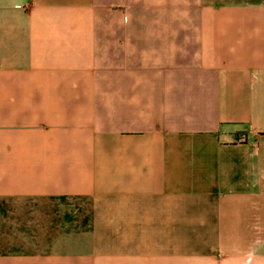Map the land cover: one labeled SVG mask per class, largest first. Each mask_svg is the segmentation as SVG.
Segmentation results:
<instances>
[{
    "label": "crops",
    "instance_id": "obj_1",
    "mask_svg": "<svg viewBox=\"0 0 264 264\" xmlns=\"http://www.w3.org/2000/svg\"><path fill=\"white\" fill-rule=\"evenodd\" d=\"M0 264H264V0H0Z\"/></svg>",
    "mask_w": 264,
    "mask_h": 264
}]
</instances>
